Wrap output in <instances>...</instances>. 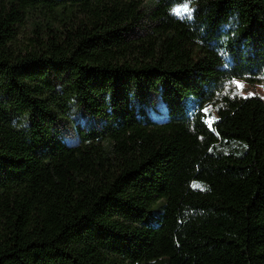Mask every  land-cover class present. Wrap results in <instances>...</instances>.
<instances>
[{"label": "trees", "instance_id": "1", "mask_svg": "<svg viewBox=\"0 0 264 264\" xmlns=\"http://www.w3.org/2000/svg\"><path fill=\"white\" fill-rule=\"evenodd\" d=\"M263 76L264 0H0V264H264Z\"/></svg>", "mask_w": 264, "mask_h": 264}, {"label": "rangeland", "instance_id": "2", "mask_svg": "<svg viewBox=\"0 0 264 264\" xmlns=\"http://www.w3.org/2000/svg\"><path fill=\"white\" fill-rule=\"evenodd\" d=\"M183 11L184 13H186V9ZM25 35L29 36L28 32ZM24 39L25 38H22L23 41ZM231 86L235 88L238 95L241 97H246L256 94L264 100V76L260 82H255V83H249L243 79H236L232 82ZM151 114L155 119L159 118V116H157L154 111H151ZM69 120L73 124H84V125L87 124V118L77 108L71 109L69 114Z\"/></svg>", "mask_w": 264, "mask_h": 264}, {"label": "snow or ice", "instance_id": "3", "mask_svg": "<svg viewBox=\"0 0 264 264\" xmlns=\"http://www.w3.org/2000/svg\"><path fill=\"white\" fill-rule=\"evenodd\" d=\"M206 111V110H205Z\"/></svg>", "mask_w": 264, "mask_h": 264}]
</instances>
